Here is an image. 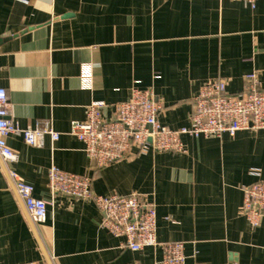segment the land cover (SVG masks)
<instances>
[{"label":"crops","instance_id":"obj_1","mask_svg":"<svg viewBox=\"0 0 264 264\" xmlns=\"http://www.w3.org/2000/svg\"><path fill=\"white\" fill-rule=\"evenodd\" d=\"M264 88V0H0V87L19 127L59 133L42 147L10 135L11 164L49 202L34 225L0 158V264H159V247L132 251L100 223L88 199L52 194L51 165L87 175L98 195L137 193L156 207L158 242H183L185 264H264V218L242 215V187L264 179V130L182 138L183 153L137 154L97 167L69 133L94 101L113 106L132 87L152 89L161 125L189 124L193 98L209 79L243 91ZM258 171V175L254 173Z\"/></svg>","mask_w":264,"mask_h":264},{"label":"built area","instance_id":"obj_2","mask_svg":"<svg viewBox=\"0 0 264 264\" xmlns=\"http://www.w3.org/2000/svg\"><path fill=\"white\" fill-rule=\"evenodd\" d=\"M234 1L254 8L257 0ZM244 82L243 91L237 94L228 93L222 79L204 82L193 98L189 124L178 129L163 126L158 121L162 106L152 89L132 87L128 98L113 106L111 118L102 115L107 105L94 101L86 107L84 121L71 122L69 133L82 143L88 159L97 167H104L125 158L132 149L139 155L149 151L183 153L186 151L184 136L212 138L222 134L234 136L242 130H264V88L256 73L246 74ZM9 116L6 90L0 87V158L32 223L39 225L46 221L49 202L36 198L33 186L11 167L19 157L6 139L18 135L26 144L42 147L46 136L54 142L59 133L48 125L19 127ZM254 173L259 174L258 171ZM47 186L52 194L91 200L102 214L100 225L112 236L121 238L122 247L132 251L159 247L162 251L159 264H185L183 242L157 241L156 207L141 195H98L92 190L89 176L66 172L55 165L48 168ZM242 191V215L251 227H256L264 218V179L243 186ZM21 264L47 263L29 261Z\"/></svg>","mask_w":264,"mask_h":264}]
</instances>
